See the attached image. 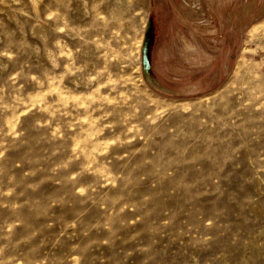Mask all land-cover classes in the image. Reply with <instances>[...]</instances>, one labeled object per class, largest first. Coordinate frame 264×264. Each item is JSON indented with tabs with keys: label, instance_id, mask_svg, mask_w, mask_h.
Here are the masks:
<instances>
[{
	"label": "rangeland",
	"instance_id": "1",
	"mask_svg": "<svg viewBox=\"0 0 264 264\" xmlns=\"http://www.w3.org/2000/svg\"><path fill=\"white\" fill-rule=\"evenodd\" d=\"M0 264H264V0H0Z\"/></svg>",
	"mask_w": 264,
	"mask_h": 264
},
{
	"label": "bare ground",
	"instance_id": "2",
	"mask_svg": "<svg viewBox=\"0 0 264 264\" xmlns=\"http://www.w3.org/2000/svg\"><path fill=\"white\" fill-rule=\"evenodd\" d=\"M149 79V78H148Z\"/></svg>",
	"mask_w": 264,
	"mask_h": 264
}]
</instances>
